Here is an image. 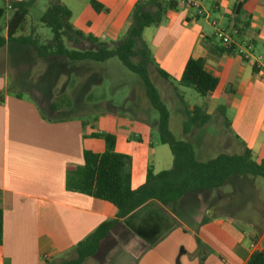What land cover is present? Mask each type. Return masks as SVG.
I'll return each mask as SVG.
<instances>
[{
	"label": "crops",
	"instance_id": "0c3cea01",
	"mask_svg": "<svg viewBox=\"0 0 264 264\" xmlns=\"http://www.w3.org/2000/svg\"><path fill=\"white\" fill-rule=\"evenodd\" d=\"M21 1L0 0L5 21L10 2ZM93 1L102 6L100 12L89 0H37L16 36L33 32L41 42L49 41L39 18L49 5L59 2L70 10L75 30L111 45L127 31L137 4L147 11L160 4L164 9L161 23L144 29L142 39L155 66L170 78L159 76L164 83L158 90L169 112L170 132L169 108L178 116V124L182 123L178 140L192 145L198 161L241 154L245 148L253 158L264 160V78L250 62L221 52L212 26L213 21L222 28L248 22L242 38L262 57L264 72V0H250L237 14L238 0H201L202 14L179 4L169 10L168 0ZM88 44L80 41L78 45ZM10 45L0 49L6 64L13 53ZM20 47L19 56H14L19 60L18 74L22 70L26 75L29 66L36 75L47 72V60L35 58L29 47ZM189 59L203 60L206 71L218 80L205 98L179 85ZM13 90L0 71V264H60L75 259L80 242L104 222L116 219L111 204L66 190L67 169L81 166L84 152L100 155L105 151L104 141L91 134L115 136L114 150L131 157L137 185L144 182L147 169L154 174L169 170L173 157L160 142L149 103L141 106L140 115L98 113L89 125L73 116L50 121L51 115L42 112L35 98ZM46 103L51 109L52 103ZM195 107L202 108L210 120L184 133L187 112ZM196 239L202 244L199 251ZM257 252H264V197L255 178L240 177L218 190L188 194L175 213L159 203H146L118 221L82 264H246Z\"/></svg>",
	"mask_w": 264,
	"mask_h": 264
},
{
	"label": "trees",
	"instance_id": "16d2710c",
	"mask_svg": "<svg viewBox=\"0 0 264 264\" xmlns=\"http://www.w3.org/2000/svg\"><path fill=\"white\" fill-rule=\"evenodd\" d=\"M36 1L10 2L6 36L0 28V49L7 43L29 47L39 60L64 58L72 62L104 63L118 59L129 72L137 75L142 81L148 103L158 114L157 130L160 142L168 146L173 157L169 170L154 174L151 169H147L144 182L137 185L131 157L118 154L114 150L115 136L104 133L91 134V137L104 141L105 151L100 155L84 152L83 164L68 168L66 171V190L111 204L116 209V219L101 224L76 246L75 259L65 260L60 264H82L91 258L100 242L118 221L125 219L148 202L159 203L175 213L179 201L188 194L218 190L232 179L240 177L264 179V160L253 158L250 150L245 148L241 154H220L214 159L200 162L195 157L192 145L176 140L170 132L169 112L150 79V72H156L166 81H170V78L155 66L151 52L142 39L144 29L161 23L164 9L160 4L153 11H147L141 3L137 4L130 15L129 27L125 34L117 43L109 45L75 30L71 24L70 10L59 2L49 5L39 18V23L51 34L49 41L41 42L40 37L33 32L28 36H16ZM89 2L96 12L102 10L100 4L93 0ZM249 2L250 0H238L234 12L239 13ZM176 7L177 3L168 2L169 10H175ZM3 12L4 9L0 10V19L4 15ZM247 25L248 22H245L242 26L240 23L232 28L237 29L241 37ZM80 41L94 45L95 49L80 50L68 46L78 45ZM221 48L223 49L221 52L234 53L233 48ZM25 61L33 64L29 58ZM179 85L190 88L199 97L205 98L216 89L218 80L206 71L203 60L189 59ZM59 109V105L52 103L50 110L53 115L48 120L63 119L54 117V113L59 112ZM209 120L202 108L195 107L191 112H187L183 132L187 133L192 126H204ZM206 221L208 219H204L203 222ZM2 233L3 209L0 205V245ZM196 241L199 251L202 244L198 239ZM246 264H264V252L254 253Z\"/></svg>",
	"mask_w": 264,
	"mask_h": 264
},
{
	"label": "rangeland",
	"instance_id": "374dc122",
	"mask_svg": "<svg viewBox=\"0 0 264 264\" xmlns=\"http://www.w3.org/2000/svg\"><path fill=\"white\" fill-rule=\"evenodd\" d=\"M0 6L2 7L1 3ZM33 12L37 13V9ZM34 13L31 15L33 18ZM1 22L0 28L4 30L5 18H2ZM44 30L47 32L45 36L51 38L49 30L46 28ZM68 46L80 50L95 49V46L91 44L88 46L68 44ZM10 48L13 53L9 56L7 64L4 60L6 56H2L4 53L0 51V71L4 79L8 80L11 90L15 89L13 91L23 96L35 98L45 115H53L46 102L56 103L60 106V111L54 113V117H81L90 125L98 113L115 112L120 117L130 116V114L140 115L143 111L141 106L148 104L142 81L137 75L129 72L118 59L96 63L92 61L72 62L64 58H54L46 61L47 72L43 75H36V70L32 66L28 67L26 75L22 70L20 75L16 72L19 60L14 56H19L22 47L11 44ZM25 57L28 58V56ZM150 79L160 91L164 81L154 71L150 72ZM67 98L71 103L70 107L67 105ZM169 109L173 136L177 140L182 139V123L178 124V116L171 108ZM150 110L152 114L150 118L157 121V112L151 107ZM255 179L259 195L264 197V179L259 177Z\"/></svg>",
	"mask_w": 264,
	"mask_h": 264
},
{
	"label": "built area",
	"instance_id": "2783aa9c",
	"mask_svg": "<svg viewBox=\"0 0 264 264\" xmlns=\"http://www.w3.org/2000/svg\"><path fill=\"white\" fill-rule=\"evenodd\" d=\"M173 1L179 5L186 6L194 9L198 14H202L199 10L201 7V0H168ZM10 8V7H9ZM212 26L215 28L214 39L223 48H233L234 54L238 55L242 60L250 62L254 69L257 70L264 78V72L262 70V57L254 53V47L251 42L240 37V34L235 28H222L218 27L216 22H212Z\"/></svg>",
	"mask_w": 264,
	"mask_h": 264
}]
</instances>
